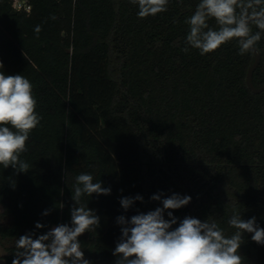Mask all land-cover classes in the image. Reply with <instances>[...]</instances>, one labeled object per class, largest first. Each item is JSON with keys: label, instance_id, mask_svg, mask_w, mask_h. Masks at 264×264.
I'll return each instance as SVG.
<instances>
[{"label": "trees", "instance_id": "obj_1", "mask_svg": "<svg viewBox=\"0 0 264 264\" xmlns=\"http://www.w3.org/2000/svg\"><path fill=\"white\" fill-rule=\"evenodd\" d=\"M29 2L26 15L0 0V71L29 79L42 117L20 157L29 171L0 165V216L9 217L0 222V264H12L21 235L70 225L81 173L111 189L81 198L100 218L79 237L90 264H115L117 217L162 207L157 194L191 197L167 210L178 218L173 228L191 216L230 237L234 212L264 228V92L246 85L254 54L240 55L236 40L205 55L187 45L199 0H169L166 12L145 19L129 0ZM256 47L253 84L261 87L264 33ZM137 195L143 200L122 208L121 198ZM251 237L242 234L243 264H264V245Z\"/></svg>", "mask_w": 264, "mask_h": 264}, {"label": "clouds", "instance_id": "obj_2", "mask_svg": "<svg viewBox=\"0 0 264 264\" xmlns=\"http://www.w3.org/2000/svg\"><path fill=\"white\" fill-rule=\"evenodd\" d=\"M129 3L137 5L138 18L145 19L166 12L169 0H129ZM210 19L217 28L209 26ZM186 23L189 25L186 44L199 50L201 55L215 52L233 40L239 45L240 55L255 52L264 33V0H199ZM253 26L258 30L253 32ZM40 31L37 25L34 29L37 37ZM182 51L187 53L189 48ZM3 67L0 61V68ZM36 108L37 100L29 79L0 71V165L4 169L11 167L17 173L29 171L30 165L20 157L27 151L30 133L42 119ZM93 179L89 173L76 176L70 225L59 224L35 237L21 235L16 241L17 252L12 264H90L79 237L95 231L100 218L81 205V198L111 192L110 187H103L100 181L94 183ZM12 186L15 187V182ZM151 199L161 201L162 207L130 219L123 215L117 217L122 235L113 251L117 257L115 264H243L239 253L243 233H252L251 239L264 245V228L257 225L255 217L244 220L240 213L234 212L228 224L237 231L230 237L217 223L191 216L184 217L173 228L178 218L167 210L186 206L191 197L173 193L163 199L159 194L153 195ZM137 200L142 201L143 197H123L120 204L127 211ZM166 211L168 219H165ZM42 227L36 224V228Z\"/></svg>", "mask_w": 264, "mask_h": 264}, {"label": "water", "instance_id": "obj_3", "mask_svg": "<svg viewBox=\"0 0 264 264\" xmlns=\"http://www.w3.org/2000/svg\"><path fill=\"white\" fill-rule=\"evenodd\" d=\"M13 14H15V12H13ZM253 54H254V61H253L252 65L250 66V68H249V70L247 72L246 85L249 88V90H251L254 94H260V93L264 92V85L261 86V87H256L253 84V74H254V71L257 69V67L260 64L261 52L258 49V51L253 52ZM189 204H190V202H189Z\"/></svg>", "mask_w": 264, "mask_h": 264}, {"label": "built area", "instance_id": "obj_4", "mask_svg": "<svg viewBox=\"0 0 264 264\" xmlns=\"http://www.w3.org/2000/svg\"><path fill=\"white\" fill-rule=\"evenodd\" d=\"M12 11L15 13H24L29 15L32 11V5L29 0H12Z\"/></svg>", "mask_w": 264, "mask_h": 264}, {"label": "rangeland", "instance_id": "obj_5", "mask_svg": "<svg viewBox=\"0 0 264 264\" xmlns=\"http://www.w3.org/2000/svg\"><path fill=\"white\" fill-rule=\"evenodd\" d=\"M0 212H1V208H0ZM0 222L4 223V224H8L9 223V217H4V216H0ZM4 251L2 250V248H0V253H3Z\"/></svg>", "mask_w": 264, "mask_h": 264}]
</instances>
